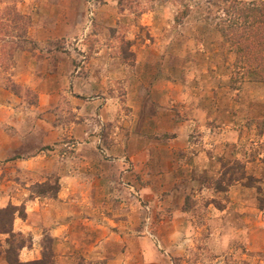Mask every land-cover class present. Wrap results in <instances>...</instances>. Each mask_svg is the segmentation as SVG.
Masks as SVG:
<instances>
[{
  "label": "rangeland",
  "instance_id": "obj_1",
  "mask_svg": "<svg viewBox=\"0 0 264 264\" xmlns=\"http://www.w3.org/2000/svg\"><path fill=\"white\" fill-rule=\"evenodd\" d=\"M229 3L0 0V208L24 209L20 261L264 264V83L215 28ZM224 129L240 140L209 148ZM199 148L215 159L197 172ZM234 160L247 178L216 191ZM98 178L112 194H85Z\"/></svg>",
  "mask_w": 264,
  "mask_h": 264
},
{
  "label": "trees",
  "instance_id": "obj_2",
  "mask_svg": "<svg viewBox=\"0 0 264 264\" xmlns=\"http://www.w3.org/2000/svg\"><path fill=\"white\" fill-rule=\"evenodd\" d=\"M215 28L234 50L237 61L243 64L245 72L264 83V0L251 3L230 0L228 8L217 17ZM256 123L260 136L263 133L264 117L256 120ZM246 178L243 163L234 160L232 163L222 164L219 177L212 184L216 191L221 192ZM248 187L252 185L249 184ZM16 215L23 219L24 209L12 205L0 208V236H7L5 243L8 247L4 250L6 264H54L51 261V254L47 251L42 252L39 260L30 262L19 260L20 251L29 247L30 241L22 234L13 232L12 225Z\"/></svg>",
  "mask_w": 264,
  "mask_h": 264
},
{
  "label": "crops",
  "instance_id": "obj_3",
  "mask_svg": "<svg viewBox=\"0 0 264 264\" xmlns=\"http://www.w3.org/2000/svg\"><path fill=\"white\" fill-rule=\"evenodd\" d=\"M178 130L176 132H182L183 128L181 126H179L177 128ZM212 138V137H211ZM213 141H210L208 144V147L209 148H215L217 142H219L217 145L219 146H223V144L225 143H229V144H235L236 142H238L240 140V136L238 134V132L234 131V130H229V129H224V130H221V132L216 136V137H213L212 138ZM217 140V141H216ZM193 145V144H192ZM191 145V146H192ZM195 146V145H194ZM147 152L150 154L149 150H147ZM192 158L190 159V161L192 162V165H194V170H196L197 172L199 170H204L207 168V165L208 163H210L211 161H213L215 158L212 156L210 158H208V156H205V153H204V150H202V148H199L198 150H196L194 152V154H192ZM150 158H152L151 155H149L148 157V154L146 155V161L143 159L142 161L146 164H152V160H150ZM172 161H167L165 164H166V167H167V172L164 173V176L165 175H168L170 173H172L170 170H169V166L172 165ZM153 167V165H152ZM148 172V171H147ZM149 172H153V170L151 169ZM158 178H162V175L161 174H158ZM104 178H98V183L96 182L91 188L92 189H85V194H89L92 195H100V196H108L110 194H112L110 192V189L109 187H107L105 184H104V181H103ZM131 188V187H130ZM115 191V190H114ZM140 191L141 192H144L145 191V188H140ZM63 228H67L68 227V223L64 226H62ZM23 232V231H22ZM52 236H54V234L52 233Z\"/></svg>",
  "mask_w": 264,
  "mask_h": 264
}]
</instances>
